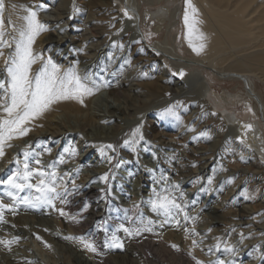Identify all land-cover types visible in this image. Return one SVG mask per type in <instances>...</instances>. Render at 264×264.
I'll list each match as a JSON object with an SVG mask.
<instances>
[{"label":"rangeland","instance_id":"1","mask_svg":"<svg viewBox=\"0 0 264 264\" xmlns=\"http://www.w3.org/2000/svg\"><path fill=\"white\" fill-rule=\"evenodd\" d=\"M13 1L14 0H10V3H12L10 4L5 0L6 7L3 12L4 27L8 33L6 38L10 41L14 33V16L17 10L16 4H13ZM20 1L26 8L31 7L34 10L39 11L41 22L44 23L46 20V22L50 23L51 28L53 27L52 34L57 40L62 39L61 35H57L58 32L60 33L66 28L69 29V27L73 28L74 26H77V29L79 30L78 35L81 37L84 33L90 32L91 28L89 26L87 27L86 24L89 23L91 25L97 21V18H99L100 21L105 20V17L103 16L106 11L102 8L103 5L99 0H51L50 3L42 5H39L37 0ZM121 1L122 0H115L114 3H119ZM143 1L147 0H140L139 3H142ZM184 1L185 0H153L152 4L144 2L141 5V15L144 18V22L142 23L143 33L145 37L144 40L146 41H144V45L147 50L153 51V48L151 47H153L156 42L164 41L167 36L166 27L169 23L170 12L177 6H180L183 9ZM74 6L80 9V11L74 13ZM146 14H152V19L149 22L145 21ZM89 16L92 18L85 19V17L88 18ZM158 26L163 28L160 33L155 31ZM86 27L87 29H90L86 31ZM172 34L177 37L176 45L179 47L180 55L185 58H191L193 54L190 49L185 47L186 44L184 43V26L182 18H179L178 23L172 28ZM84 39H86V41L82 43L83 46L81 45V47L84 49L87 46L84 50L88 51L90 54L89 57H92H86V53L84 54L83 52L85 59H81V65L83 66L80 65V69L83 72L82 74L88 79L91 78L90 80L93 83L104 84L107 81L104 68L112 65L114 62H116V65H125L128 68L132 66L131 62L129 64V54L126 53L121 55L118 49L113 45L109 46L106 44L107 38L103 34H100L94 39L93 37L89 38L88 35L84 37L83 40ZM108 46L110 48H108ZM55 48L57 51L60 49V47ZM63 49L64 48L62 47L61 51L65 54L68 50ZM7 51L10 52L11 48H7ZM110 52H112V54ZM39 53L45 58H52L50 51H45V48L40 49ZM2 66H4V57H0V67ZM0 70L3 69L1 68ZM150 71L151 70H147L145 73L142 72L144 77L148 78L147 82L149 87H146L143 90L141 85L134 82L137 95H134L133 101H127L123 104L122 101H118L111 95L109 96L108 91L106 90H103L98 94L94 101V111L97 117L100 116L98 120L102 123H100L102 126H111V124L106 123L107 120H110L107 118V116L110 115L109 110L107 109L110 107H120L125 109L120 125L125 127L126 130L130 128L136 129L137 126H142L141 123H143L141 122L143 121L144 112L141 111V101L144 98L143 96L147 95L146 92L148 90L151 92L157 91L158 88L169 83V93H167L166 96H163V92L156 93L161 97H156L153 98L151 102L149 101V103H151V108L147 112L154 117V120H157V122L159 120L160 123H158L163 130L154 131V136V132L151 134L142 129L144 140L147 143L141 141L136 146L135 152L131 150L132 156L129 155L131 158L128 154L122 152L117 144L120 143L122 139H130L131 136H118L115 138L114 136L105 133L107 129L103 132L102 127H90L86 131H83L77 127L74 119L68 118L64 121L65 125L62 124L60 126L59 122V129L62 133L51 135L41 134L42 136H40V134L33 136L29 135L15 140L8 152V156L6 155L7 157H5L7 159L3 158L0 161V180L7 179V177L16 169L17 165L15 160H23V151L28 148L29 151L41 153L39 158L45 168L53 162H56V171L59 175L61 174L60 176H63L65 173H70V176H63L67 180H74L73 178L78 176L87 184L99 186L102 183V181L99 180V177L107 171V173H109V181L112 183L111 186L114 187H111L114 197H119L117 199L123 202H125L124 200L127 197H132L137 194L141 202L145 204L153 197L154 189L156 192H160L162 189L168 188L170 185H178L179 188L172 191V194L177 198V202L180 203L183 208V212H180L175 217V220H179L178 225L175 220H172V222L169 223H158L154 220L156 226L155 229L151 232H144L140 236L128 237L123 231L116 232L121 240L122 238H126V241L122 240L123 245L129 244L136 253V261L134 264H195L193 257L197 260L203 261L204 264H210V262L217 259L224 260L226 264H262L261 261L264 258V186H261L263 182L258 186L256 181H254L256 174L252 171V163L256 153H253V151L247 152L245 153L246 155L243 154L242 157H239L238 159L234 157L233 159V157H231L233 155L227 153V148H231L233 146L231 141L236 143V140L233 133L228 129L229 123L222 121V116L229 113L231 116L233 115V118L249 120L264 127L262 114L261 112L259 114V112L256 111V108L254 107L255 104H252L251 107L246 106L249 97L246 95L247 91L245 90V84L240 80H238L239 82L228 79L219 80L212 76V74L210 75V73L205 72L208 83L211 87L210 103L204 99L198 100L197 105L199 104L198 106L200 107L195 110L188 109L187 113H184L181 108L187 102V97L183 96V94L185 92L184 87L188 84V81L182 80L181 75L178 76L176 69L172 68V66H169L168 70L166 68L163 69V76L160 75L159 77L157 72L152 74ZM2 73H0V78L4 79V72ZM255 81L257 82L255 83V90L257 89L256 92L261 96L264 102V83L259 80ZM143 92L144 94L142 95ZM198 93L199 90L194 89L191 96L195 97ZM2 95L3 93L0 91V96ZM178 96L181 97L179 98ZM223 96H227L226 99H229L227 103L222 99ZM200 102L202 103L200 104ZM204 104L205 106H203ZM173 105H177L175 109L176 116H178L179 119H177L176 116H172L166 121L162 116V112ZM58 117L64 119L65 116L61 114V116ZM56 120L60 121L58 118H56ZM220 121H222V123H218ZM164 124L167 126H164ZM220 125H222V128ZM167 127H171V130H169L168 133L165 132ZM190 129H194V131ZM202 132L210 133L212 139L207 142L203 141L204 144H201L199 141L197 142V139L202 138L199 136ZM173 135H175L176 138L173 139L170 137ZM115 139L118 141H114ZM66 140L73 146H76H74V148L79 156L78 159H72L60 152L58 148L56 149L58 144L62 145ZM182 141L189 143L186 147L184 146L183 148L176 150L174 146ZM168 142H170V144H168ZM109 144L114 145L113 147L117 154V158L111 164L107 162L105 157L101 156L100 152L102 146ZM195 144H198L200 147ZM239 145L240 144L238 143V146ZM29 146H31V148H29ZM117 148L118 150H116ZM45 149L51 150L45 151ZM192 150H196L199 154L198 158L200 161L198 158L197 160H189L187 154ZM105 151L108 156H110V153H115V151L107 148H105ZM60 156L64 157L65 164L58 162ZM10 158L11 161L9 160ZM261 161L262 166L264 167V157H261ZM117 163H119L118 168L115 167ZM189 164L190 166H188ZM193 164L196 166L193 167ZM181 168L184 171H182ZM47 170L51 171V169ZM76 173L79 174L77 175ZM140 174L141 176H147L146 178H148V188L145 191L142 187L143 184L141 176H139ZM162 176L166 179L161 180ZM210 176L213 177L211 185L208 184V178ZM110 177L113 178L111 179ZM229 177L234 178L232 182L235 184L234 186L237 185L235 189L228 187L229 184L226 183V181L229 180ZM241 189L245 191V194H240ZM214 192L216 194L215 199H217L222 208H224L226 216H231L233 214L232 211L235 209L234 205H236L238 209L243 205V208H245L247 212V220L249 223L244 224L240 219V212L236 211L233 223L224 221L225 224L223 226L215 227L213 223L216 221L212 222L211 213L206 208L208 207L206 198ZM132 193H134V195ZM181 194L183 195L181 196ZM99 197L102 199L101 196ZM95 199V197H90L83 201L72 202L71 204H68L69 207H65L64 204L62 205L59 203L56 205L57 215H60L58 218L59 221L62 222L64 219L74 221L75 223H73V225L77 226V228L75 226L74 229H64V227H60L53 212H50L53 208L47 205H42L44 207L43 215L42 218L39 219L38 225H36L35 228H33L31 224L26 223V220H24L23 217H19L17 214H13L12 212L9 213V211L5 210L4 221L6 222L0 223V240L8 241L12 240L14 237H20V239L17 242L18 244L15 242L16 245L13 243L10 246V250L9 247L5 248V245L0 244V264H29V262H31V264H77L74 255L71 253L68 246L62 242L55 243L50 235L53 230L57 229V227L61 228L60 231L66 238L78 237L77 230L80 229V231H88L91 222H87L84 219V216H81V212H83L82 209L85 204H87L88 209H90V206H92L91 203H93ZM132 199L133 198H131L130 201H132ZM0 200H3L6 204L11 203V200H8L2 194L1 185ZM18 206L19 204L17 207ZM63 206L67 208L66 212ZM60 209L63 210L66 215L62 216L60 214ZM88 209L86 212H88ZM185 213L189 217L188 220H184ZM135 216V218L132 216V219L136 221L137 224L139 223L138 218L145 219L141 215ZM127 218H129V216L126 217V219L122 218L113 208H111L108 216H104L96 222L95 227L97 232L91 234L93 237L92 239H94V242L99 243L102 238L110 237L111 233L114 230L116 231L118 225L121 223H124L125 226L128 227L132 226ZM189 224L193 225V231H191ZM233 229H235V231H233ZM241 233H243V240L241 238ZM37 236L41 239H37ZM130 238L134 239V241ZM67 240L73 245L80 244L78 239ZM193 240H198L197 246L195 247L192 243ZM218 243L221 246L219 251L216 249ZM225 244L233 246L235 252L231 253L225 251ZM172 245H177L179 250L173 248ZM97 248L99 249L100 257L103 259V264H117L111 257H109L105 249L101 247Z\"/></svg>","mask_w":264,"mask_h":264},{"label":"bare ground","instance_id":"2","mask_svg":"<svg viewBox=\"0 0 264 264\" xmlns=\"http://www.w3.org/2000/svg\"><path fill=\"white\" fill-rule=\"evenodd\" d=\"M114 1L115 0H99V2L103 5L102 8L104 9V11H106L105 15L103 16L105 17V20L100 21V19L97 18V21L92 23L91 25L89 23L86 24L87 27L89 26L91 28V29L89 28L90 32H86L83 35L81 34L82 35L81 37L80 35H78L79 30L77 29V26H74L75 28L69 27V29L66 28L60 33L58 32L57 35H61L62 39L57 40L52 34L53 27L51 28L50 23L46 22L45 20L44 23L48 25L49 30L43 32L37 38L36 43L34 45V50L38 53L40 52V49H44V48H45V51L47 52L50 51L53 61L56 64L61 66L62 71L67 70L69 68H75L78 74L81 77H84L86 79V82L89 84L90 87L97 86L98 90H95L93 95L84 97L83 104H81L80 102L76 100L61 101V102L53 104L51 108L48 111H46L39 119L35 120L32 124L29 125V127L31 128V131L28 133V135H26V137L29 135L33 136V135H38V134L42 136L41 134L51 135V134L62 133V131L59 129V122H60V126L62 124L65 125L64 121L65 119H68V118L74 119L76 121L77 127L83 131H86L90 127H102L103 132H105V130L107 129L105 133L112 135L115 138H117L118 136H131L134 128L133 129L130 128L126 130L125 127L120 125L123 113H125L124 108H120V107L111 108L110 107L109 109H107L109 110V114H110L109 116H107V118L110 120L109 121L105 120V121L107 124H111V126L109 125L107 126L106 124H105L106 126L101 125L102 123L99 122L98 120L100 116L97 117L94 111V108H95L94 101L96 97L103 90H106L108 91L109 96L111 95L118 101H122L123 104L126 103L127 101H133L134 95H137L136 89L134 87V82L141 85L143 87L142 88L143 90L144 88L149 87V84L147 82L148 78L144 77L142 72L145 73L147 70H151L150 72L152 74H155L154 72H157L158 77H159L160 75H162L163 69L166 68L168 70L169 66H172V68L176 69L178 76H180V73L183 72L184 75L182 76V80L188 81V84L184 87L185 92L183 94V96L187 97V102L182 106L181 108L182 112L187 113L188 109L195 110L196 108L200 107L198 106L199 104L197 105L198 100L204 99L210 103L211 87L205 75L206 74L205 72H207V73H210V75L212 74V76H214L215 78L219 80L228 79V80H235L237 82H239L238 80H240L241 82H243L246 86V89H245L247 91L246 95L249 97L248 98L249 100L246 106L251 107L252 104L253 105L255 104L254 107L256 108V111H258L259 114L261 112L263 120H264V102L261 96L258 95V93L256 92L257 89L255 90V83H257L255 80H259L262 83H264V0H192L193 4L198 9V16L196 17V19L198 20V23L195 25V27L198 30V33H203V35L206 37V40L204 41L206 44V47L203 50V52L199 55L193 52L192 48L189 47L188 38H187L188 29L185 26L184 19H183L185 1H184L183 9L180 6H177L170 12L171 15L169 18V23L166 27L167 36L164 39V41H158L155 43L153 47H151L153 48V51L147 50L144 45L145 37H144L143 25H142V23L144 22V18L141 15V5L144 2L145 3L147 2L148 4H152L153 0L143 1L142 3H139L140 0L139 1L138 0H122L119 3L117 2L114 3ZM159 1H162V0H159ZM7 2L10 3V0H7ZM37 2L39 3V5H42V4L50 3L51 0H37ZM21 3L22 2L20 0L13 1V4H16V8H17L16 14L14 16V23L16 27H19L23 23L21 17L26 14L24 11L26 7L23 6V4ZM125 9L128 10V15L131 16L132 19H129L128 17L124 15ZM181 10H182V13H181ZM38 18L41 21V15L39 11H38ZM89 18H92V17L91 16H89L88 18L85 17V19H89ZM179 18H182V22L184 26L183 38H184V43L186 44L185 47L187 49H190V51L193 54L191 58H185L180 55L181 53H179V47L176 45L177 37L172 34V28L178 23ZM151 19H152V14H146L145 21L149 22ZM87 27L85 29L86 31L89 30L87 29ZM162 29L163 28L161 26H158L155 31L157 33H160ZM100 34H103L104 36H106L107 38L106 44H108L109 46L115 43L117 45L115 48L118 49L121 55H124L126 53L129 54L130 56L129 64L131 62L132 66L130 65L131 67L128 68L125 65H116V62H114L112 63V65H109L108 67L104 68V71L107 76V81L104 84H95L90 80L91 78L88 79L87 77H85L82 74L83 72L80 69V65L82 63L81 59H85L84 58L85 55L83 56V52L84 54L86 53V57L87 56L88 58L92 57V56L89 57L90 54L88 53V51L84 50L85 48H87V46L84 49H82L81 45L82 43L86 41V39L83 40L84 37L89 35V38L93 37L94 39L95 37H98ZM16 35H18V33L14 32L13 36H16ZM193 42L195 44L199 43V41H196V40H194ZM120 44L123 45L122 49L118 46ZM51 46L53 47V49ZM109 46L108 48H110ZM55 47H60V49L57 51ZM62 47L64 48L63 50H66V49L68 50L65 54L63 53V51H61ZM78 49H82V51H78ZM12 51H13V48H11L10 52L7 51V48L4 49V53H5L4 66L0 67V69L1 68L3 69L0 71L4 72V79H6V73L4 71L5 58ZM110 53L112 54V52ZM40 67H41V62L38 61L35 65H33V68H32L33 73L37 72ZM194 89H198L199 93L195 97H192L191 95L193 94ZM169 91H170V87H169V83H167L165 86L158 88L157 91L151 92L148 90L146 92L147 95L143 96L144 98L141 101V105H142L141 111L142 112L144 111V112H143V121H141L143 123H141L142 126H140L141 132H142V129H144V131H147L152 134L156 130L157 131L161 129L163 130V128H161V125L159 124L160 123L159 120H158L159 122L158 123L157 120H154V117L152 115H149V113L147 112L151 108L150 107L151 103H149V101L151 102L153 98L161 97L157 95L156 93L163 92V96L164 95L166 96V94L169 93ZM143 94L144 92L142 93V95ZM226 97L227 96H223L222 99L227 103L229 99H226ZM201 103L202 102H200V104ZM203 106H205V104ZM174 111L176 113V109H174ZM61 114L65 116L64 119H61L58 117V116H61ZM224 115L222 116L223 118L222 121L223 122L226 121L229 123L228 129L233 133L235 140H236V143H234V141H231V144L233 143V146L231 148H227V153H230L231 155H233L231 156L233 157V159L234 157L238 159L239 157H242V155L247 152L253 151V153H256L255 158L252 163V171L256 174L254 181H256V184H258V186L263 182L261 186H264V167L262 166V161H261V157H264V134H263L264 127L260 126V124L258 123H255L249 120L233 118V115L231 116V114L229 113H226ZM169 117H172V116H163V118L166 121H168L167 119ZM56 118H58L60 121L56 120ZM222 121L218 123H222ZM246 125H251L252 126L251 130L247 129L245 127ZM164 126H167V125L164 124ZM221 126L222 125H220V127ZM169 130H171V127H167V130L165 132L168 133ZM153 135L155 136V132L153 133ZM170 137L173 139L176 138L175 135L170 136ZM238 138L243 139L244 143H240ZM211 139H212V135L210 133L209 134L207 133L206 137L197 139V142L199 141L202 144L203 141L207 142V141H210ZM15 140L17 139H13L12 141H10L11 145ZM116 140L117 139H115L114 141ZM124 141L125 140L122 139L120 143H117L120 150L128 154V156L129 155L132 156L131 148L125 146ZM188 143L189 142L186 143L183 141L179 142L177 145L174 146V148L178 150L180 148H183L184 146L186 147ZM238 143L240 144L239 146H238ZM168 144H170V142H168ZM195 145L200 147L198 144H195ZM74 146L66 140L62 145L58 144L56 146V149L58 148L60 152L64 153L66 156L72 159L73 158L78 159L79 156L76 153ZM10 148L11 147L5 148V155L2 158H0V161L3 158L8 156V152ZM116 150H118V148ZM73 153L75 154L73 155ZM109 155L113 157L112 162L117 158L116 151L115 153H110ZM187 155H188L189 160L190 159L197 160V158L199 157L198 156L199 154L196 152V150L195 151L192 150ZM9 160L11 161V158ZM32 166L36 167L34 163L32 164ZM188 166H190V164ZM182 171L184 170L182 169ZM139 176H141V174ZM146 177L141 176L142 184H143L142 187L144 191L148 188V185H147L148 178ZM73 179L75 181V184L77 185V190L74 191L72 188L73 180H70V179L67 180L64 178L63 183L66 184L67 188L69 189V194L66 196V202H63V200L61 199L56 200L54 202L55 206L52 207L53 209L50 212H53L58 224H60V227H64V229L65 228L74 229L76 226V225H73V223H75L74 221L72 220L70 221L68 219H64L62 220V222L59 221L58 218L60 217V215H57L56 205L59 203L62 205L64 204L65 207H69L68 204H71L72 202L83 201L87 198L95 197L96 201L94 200V202L91 203L92 206H90L91 207L90 209L87 208L88 212L86 211L81 212L82 214L81 216H84V219L87 222L88 221L91 222V225L88 231L86 232H84L83 230L80 231L81 229L77 230L78 237H85L89 240L94 241V239H92L93 237L91 234L97 232L96 227H95L96 222L99 221L100 218L104 216H108L111 211V208H113L117 214H119L122 218H125V219L128 216L130 218H133L132 216H134L135 218L136 217L135 215H141L146 220L151 219L153 221L156 220L158 223L159 222L164 223L165 218L163 216L157 215L156 213H153L151 211V206L149 203V200L151 198L145 204H143L140 198L138 197V195L137 194L134 195V193H132L134 196L127 197L124 200L125 202H123L117 199L119 197L117 196H116L117 198L114 197L112 193V189H111V187L113 186H111L112 183H110V181L108 182V184H105L104 182H102L99 186H92L90 184H87L83 179L79 178L78 176H75ZM228 184H229L228 187H230L231 189H235L237 187V185L234 186L235 184H233V182L228 183ZM102 189L104 191H102ZM1 190H2V194L4 195V197L9 200V198L6 195V192L8 191V189L4 185H1ZM229 193H230V190H229ZM21 194H26V193H21ZM240 194L241 195L245 194V191L241 189ZM99 196H101L102 199ZM131 198H133L132 201H130ZM215 198H216L215 192L210 194L209 197L206 198L207 205H208V207L206 208L211 213L212 222L216 221L213 223L215 227H221L227 221H229L230 223H233L235 220L236 211L240 212V219L241 221L244 222V224L249 223L247 220L248 219V216L246 214L247 212L245 208H243V205H241L239 209L236 207V205H234L235 209H233L232 211L233 214L231 216L229 215L226 216L224 208H222V206L219 204V202ZM122 200H123V197H122ZM43 208L44 207L42 205L38 208H30L24 204H19V206L16 209L15 214H17L19 217H23L24 220H26L25 221L26 223L31 224L32 227L35 228L36 225H38L39 219L42 218ZM66 209L67 208H65V212H66ZM60 227H57L56 230H53L50 237L52 238V240H54L55 243L62 242L66 244L69 250L71 251V253L74 255V258L77 264H103V259L100 257V254H99L100 252L98 251L99 250L98 248H97V252L93 253L85 249L83 243H81L80 240H78L80 243L78 245H73L69 243L66 237L61 233ZM155 227H156L155 224H153L152 228L155 229ZM189 227L191 228V231L194 230L193 225L189 224ZM105 239L106 238L104 239L102 238L99 243L95 242V244L97 247L99 248L101 247L105 249L109 257H111L115 263L117 264H134L135 263L136 253L134 252V250L129 244L124 245L123 249H108L104 246ZM130 239L134 241V239L132 238ZM122 240L126 241V238H122ZM261 262L262 264H264V258L262 259Z\"/></svg>","mask_w":264,"mask_h":264},{"label":"snow or ice","instance_id":"3","mask_svg":"<svg viewBox=\"0 0 264 264\" xmlns=\"http://www.w3.org/2000/svg\"><path fill=\"white\" fill-rule=\"evenodd\" d=\"M5 0H0V57H4L5 48H13V51L5 58V73L6 79H0V91L3 95L0 96V158L5 155V148L11 147L10 141L13 139L23 138L31 131L29 127L35 120L39 119L51 106L55 103L67 100H76L83 104L84 97L94 94L98 90L97 86L90 87L84 77H81L75 68H69L62 71L61 66L56 64L51 57L45 58L41 53L34 50V45L37 38L45 31H48V25L41 22L38 18V11L33 8H25V15L21 17L23 23L19 26H13V31L18 35L13 36L11 41L7 39L8 33L4 27L3 12L5 10ZM39 7V6H37ZM80 9L73 7V12L77 13ZM124 15L132 19L128 15V10H124ZM198 9L193 4L192 0H185L184 9V24L188 29L187 38L189 47L197 55L201 54L206 47V37L203 33H198L195 25L198 23L196 17ZM71 18V17H70ZM198 33V34H197ZM199 41L195 44L193 41ZM114 47L117 45L114 43ZM121 49L123 45H118ZM78 51H82L78 50ZM38 61L41 62V67L35 73L32 68ZM175 74V73H174ZM146 75V74H145ZM181 77L184 75L180 73ZM177 105L170 106L162 112L163 116H176L174 109ZM179 119L178 116H176ZM251 130V125L245 126ZM194 131V129H190ZM201 137H206L207 133L199 134ZM240 143H244L243 139L238 138ZM144 141V136L140 126L133 130L131 138L124 141L125 146L136 151V146ZM31 148V146H29ZM105 148L115 151L113 145H106L100 148L101 156L105 157L109 164L112 163L113 157L108 156ZM45 151H50L45 149ZM75 153H73L74 155ZM41 153L32 152L26 148L23 151V160L16 159V169L5 180H0V185H4L8 191L7 197L11 203H4L0 200V223H4L5 210L15 214L18 204H24L30 208H38L41 205L54 207V202L58 199L66 202V196L69 194V189L63 183L64 177L60 176L56 171V162L48 165L45 168L39 158ZM59 163H64V157L60 156ZM36 167H33L32 164ZM196 165L193 164V167ZM119 167V163L115 165ZM51 169V171L47 170ZM224 170V169H221ZM111 171V170H110ZM70 173H65L64 176H70ZM166 179L161 177V180ZM234 178H229L226 183H232ZM99 180L108 184L109 173H104L99 177ZM213 177L208 178V184L211 185ZM73 190H77L75 181H72ZM178 185H170L168 188L162 189L160 192L153 190V198L149 200L151 211L157 215L163 216L164 223H169L175 220V217L183 212L177 198L172 194V191L178 189ZM102 191H104L102 189ZM21 193H26L21 195ZM183 194H181L182 196ZM88 205L85 204L82 211H87ZM62 216L66 215L63 210H60ZM132 226H125L124 223L118 225L116 231H113L110 237H106L104 246L108 249H123V241L116 234L117 231H123L128 237L140 236L144 232H151L155 221L151 219L138 218L139 223L127 218ZM184 219L188 220L187 214H184ZM179 224V220H175ZM163 226V225H161ZM210 231V230H209ZM235 231V229H233ZM242 240L244 239L241 233ZM20 237H14L12 240H0V244L9 247L11 244L18 242ZM37 239H41L37 236ZM66 239H78L83 243L85 249L90 252H97V246L93 240L85 237H68ZM193 246H197V241L193 240ZM178 249L177 245H172ZM220 244L216 245V249L220 250ZM224 250L234 253L233 246L224 245ZM195 260V264H204L203 261ZM31 264V262H29ZM210 264H226L222 259H217Z\"/></svg>","mask_w":264,"mask_h":264},{"label":"water","instance_id":"4","mask_svg":"<svg viewBox=\"0 0 264 264\" xmlns=\"http://www.w3.org/2000/svg\"><path fill=\"white\" fill-rule=\"evenodd\" d=\"M146 42V41H145ZM150 46V45H149Z\"/></svg>","mask_w":264,"mask_h":264}]
</instances>
